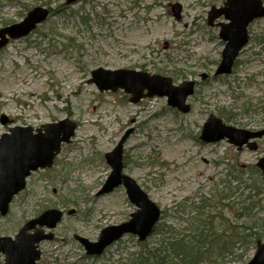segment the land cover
Returning <instances> with one entry per match:
<instances>
[{
	"label": "rangeland",
	"instance_id": "1",
	"mask_svg": "<svg viewBox=\"0 0 264 264\" xmlns=\"http://www.w3.org/2000/svg\"><path fill=\"white\" fill-rule=\"evenodd\" d=\"M183 1L0 0V29L34 8L52 11L30 36L0 50V136L10 129L3 116L34 130L65 119L78 125L54 166L33 173L9 215L0 216V236L14 238L43 212H63L58 226L46 230L54 238L40 245L39 264H129L173 234L197 243L205 252L200 264H248L264 242V176L257 168L264 137L255 151L200 140L212 114L235 128L264 131V19L250 26L233 74L218 77L225 42L217 24L225 20L210 26L208 19L226 0H202L199 9ZM98 69L161 75L177 86L193 81L191 111L169 107L164 97L134 104L122 90L100 92L89 82ZM124 137V174L162 218L144 243L127 236L100 259L87 257L76 236L95 241L136 212L123 187L98 196L112 172L105 155Z\"/></svg>",
	"mask_w": 264,
	"mask_h": 264
},
{
	"label": "water",
	"instance_id": "2",
	"mask_svg": "<svg viewBox=\"0 0 264 264\" xmlns=\"http://www.w3.org/2000/svg\"><path fill=\"white\" fill-rule=\"evenodd\" d=\"M79 0H67V4H74ZM173 15L179 19L180 5L172 6ZM46 8L33 9L26 18L15 25L0 29V50L6 47L10 40H19L28 37L39 25L49 17ZM229 21L221 25V38L226 42L222 54V61L216 71V76H225L233 73V68L240 52L249 43L248 27L256 19L264 18V7L261 0H228L224 8H213L209 23L221 16ZM90 83L96 85L101 92H117L123 90L131 95L130 101L134 104L146 98L165 97L168 105L187 114L191 106L187 100L195 92V83L184 82L174 85L171 78L159 75L151 76L147 73L133 70L110 71L98 69L92 72ZM2 125L6 126L11 120L6 116L1 118ZM76 123L70 120L42 126L36 132L32 127L16 126L10 133L0 137V215L9 214L14 198L27 186V178L39 169L52 168L56 157L60 154L62 144H68L74 137ZM264 137V131L251 132L226 125L215 115H211L205 123L201 140L206 143H218L228 140L229 144L242 150L247 146L250 150H257V143L252 140ZM127 137L111 152L106 154L107 163L112 168L106 184L99 195L111 193L114 189L124 186L128 198L137 208L131 219L118 226L103 229L96 242L86 238L76 237L85 248L87 256H100L104 251L121 240L126 235H134L140 242L147 240L160 221L161 210L140 188L131 177L124 175L123 147ZM257 167L264 175V158ZM63 218L58 210H48L40 217L28 222L18 233L15 239L0 237V255L5 256V263L0 264H37L41 258L39 244L45 240H52L53 234L46 235L40 228L55 229ZM35 233L30 234V231ZM249 264H264V242H259L257 252Z\"/></svg>",
	"mask_w": 264,
	"mask_h": 264
},
{
	"label": "trees",
	"instance_id": "3",
	"mask_svg": "<svg viewBox=\"0 0 264 264\" xmlns=\"http://www.w3.org/2000/svg\"><path fill=\"white\" fill-rule=\"evenodd\" d=\"M165 243L167 246L163 245ZM197 246L186 236L173 234L170 241H163L154 250L140 252L129 264H200L205 252H201Z\"/></svg>",
	"mask_w": 264,
	"mask_h": 264
},
{
	"label": "bare ground",
	"instance_id": "4",
	"mask_svg": "<svg viewBox=\"0 0 264 264\" xmlns=\"http://www.w3.org/2000/svg\"><path fill=\"white\" fill-rule=\"evenodd\" d=\"M183 4L192 9H199L205 6V2L202 0H185Z\"/></svg>",
	"mask_w": 264,
	"mask_h": 264
}]
</instances>
